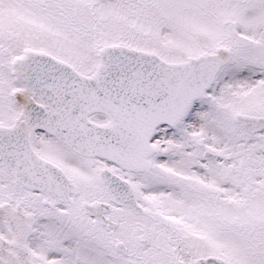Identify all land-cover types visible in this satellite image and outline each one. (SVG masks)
Instances as JSON below:
<instances>
[{
	"label": "snow or ice",
	"instance_id": "snow-or-ice-1",
	"mask_svg": "<svg viewBox=\"0 0 264 264\" xmlns=\"http://www.w3.org/2000/svg\"><path fill=\"white\" fill-rule=\"evenodd\" d=\"M0 264H264V0H0Z\"/></svg>",
	"mask_w": 264,
	"mask_h": 264
}]
</instances>
